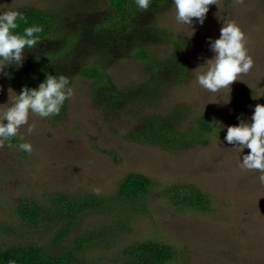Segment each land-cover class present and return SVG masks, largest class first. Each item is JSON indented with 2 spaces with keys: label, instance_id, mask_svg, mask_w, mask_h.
Masks as SVG:
<instances>
[{
  "label": "rangeland",
  "instance_id": "rangeland-1",
  "mask_svg": "<svg viewBox=\"0 0 264 264\" xmlns=\"http://www.w3.org/2000/svg\"><path fill=\"white\" fill-rule=\"evenodd\" d=\"M168 1L152 0L147 11L139 10L127 25L92 31L109 17L93 16L107 14L101 0H0V12L21 7L78 10L80 16H57L65 30L73 27L74 34L81 32L76 59L88 67L103 61L112 98L126 92L128 99L126 106L117 104L122 109L107 114L93 101L96 81L70 76L74 93L65 101L59 119L30 114L28 124L34 125L33 130L29 133L28 125L18 130L16 137L32 145L30 154L7 142L0 144V244H39L49 249L55 228L46 220L29 225L19 211L28 201L49 209L52 196L62 194L76 200L82 196L101 200L98 209L79 219L72 236L115 229L114 244L95 239L104 248L102 264L115 263L122 249L148 240L164 242L177 251L171 264H264V184L259 182L258 172L239 167V150L223 140L225 132L217 136L222 127L219 123L235 125L237 116L250 117L252 106L264 105V0H231L227 4L216 0L209 5L204 24L196 25L190 38V30L175 21L174 6ZM229 21L245 34V47L254 65L230 85V101L224 105L229 90L209 93L197 84L196 75L202 70L197 67L212 56L208 38H218L222 23ZM147 31L152 32L151 37ZM142 33L146 39L141 38ZM141 47L153 60L164 63L157 67L162 74H156L163 81L154 89L156 94L148 106L142 104L145 107L139 99L150 69L135 58ZM173 53L184 61L185 69L180 68L179 75L172 73L175 65L169 64ZM25 56L19 75L10 67L5 70L9 76L0 74L3 107L11 103L12 91L19 93L27 86L24 74L28 77L38 71L32 60L41 57L39 50L29 49ZM150 115L174 116L180 132L204 115L215 129L205 146L166 150L132 138L141 119ZM129 174L153 181L143 211L122 204L118 195L119 182ZM185 184L208 197L210 211L178 212L164 198L170 187ZM72 236L61 248L73 250ZM99 253L90 252L84 262L93 264Z\"/></svg>",
  "mask_w": 264,
  "mask_h": 264
},
{
  "label": "trees",
  "instance_id": "trees-1",
  "mask_svg": "<svg viewBox=\"0 0 264 264\" xmlns=\"http://www.w3.org/2000/svg\"><path fill=\"white\" fill-rule=\"evenodd\" d=\"M101 1L106 5L107 14L94 13L93 16L109 17L101 19L91 29L92 31H97L103 27L113 28L119 25L122 26V24L127 25L129 19H133L139 11L134 0ZM224 2L227 4L231 0H224ZM17 11L23 13L27 23L19 21V26L15 31L22 32L24 27L31 25H39L43 28V32L39 34L41 42L34 47L39 50L41 57L38 60H32L37 65L36 69L38 71L36 74H31L28 77L26 74L23 76L26 78L28 87H36L47 73L65 75L68 78L70 76H78L82 79L96 81V96L93 97V101L97 103V106L103 108L105 113L111 114L115 113L118 108L122 109L121 106H117L118 103H121L120 105L122 106L127 105L126 92H121L120 95L116 93V97L112 98V87L109 84V78L106 77L103 71V61H99L97 65L88 67L87 65H81L79 60L76 59V53H78L76 48L79 45L78 40L82 38L81 32L78 31L80 33L74 34L73 27L65 30L64 26H62L63 24L59 23L60 19L57 16H80L81 13L78 10L68 13L73 10L60 9V11L54 12L35 7H21ZM143 29L144 27L141 28V30ZM151 33V31H147V36L151 37ZM142 37L145 38V33H142ZM144 42L146 41L144 40ZM171 57L169 64L175 65V70L172 68L171 71L179 75V69H185L183 67L184 61L180 57L177 58L176 53H173ZM135 58L150 69L148 80L142 83L141 88L145 90L144 93L140 91L142 95L139 99L140 105L146 106L150 103L153 95L156 94L154 89L163 81V76L156 74H162V71L157 67L164 63L158 62L155 59L153 60L148 50L143 49V47L136 51ZM165 64V68H168V64ZM12 70L18 74L17 69L12 68ZM175 79L178 80V78ZM65 109L64 103L59 115H56L55 118L59 119L60 114H63ZM177 122L174 116L172 118L156 115L144 116L140 124L135 128L132 138L137 142H145L173 151L198 145L205 146L215 129L213 122L204 115L195 118L186 132L178 130ZM6 142L14 146L21 143L17 137ZM153 186L154 184L151 179L138 174H129L119 182L117 192L122 204H130L131 208L134 206L136 208L134 211L137 209L138 211H143L145 197L149 192H152ZM163 195L178 212L189 210L204 212L211 209L208 197L192 185H174L165 191ZM101 204V200L97 197L82 196L80 200H76L74 198H67V196L62 194L52 196L49 209H44L39 202L28 201L27 204L21 206L19 211L20 216L29 225H36L38 222L46 220L47 224L55 228L56 231L53 235L51 246L47 249L39 244H0V264H86L83 259L90 252H100L98 254L99 260L97 259L92 263L102 264V262L100 263V259L105 257L104 248L99 247L95 239L97 238V241L100 243L114 244L112 233L115 229L103 228L102 230L93 232L90 236H72L73 227L77 225L79 219L86 212H93L98 209V206ZM70 236L73 239V250L69 247L64 250L61 247L63 244L67 245L68 241L66 240ZM59 248L62 250H59ZM100 250H103V252ZM177 254V251L171 245L148 240L133 243L127 248L122 249L119 253V260H116L113 264H171L174 262ZM108 263L111 264V262ZM104 264H107V261Z\"/></svg>",
  "mask_w": 264,
  "mask_h": 264
},
{
  "label": "clouds",
  "instance_id": "clouds-1",
  "mask_svg": "<svg viewBox=\"0 0 264 264\" xmlns=\"http://www.w3.org/2000/svg\"><path fill=\"white\" fill-rule=\"evenodd\" d=\"M139 10L147 11L152 0H134ZM216 0H171L175 10V21L188 28L192 37L196 25L202 26L209 11V5H215ZM19 21H27L23 13L17 10L0 12V74L9 76L5 71L11 67L19 69L26 59L25 53L41 42L40 33L43 28L31 25L22 32L15 31ZM245 34L235 22H223L216 39L208 38V48L211 58H205L197 68L202 69L196 75L197 84L209 93H219L228 89L230 101V85L242 74H247L254 65L252 57L245 47ZM13 99L6 107L0 105V144L17 136L21 126L28 125V132L34 125L28 124L29 115L49 118L59 115L65 101L73 96L74 90L70 80L65 75L47 73L44 79L34 88L22 86L19 93L12 91ZM219 123V122H218ZM217 130L224 131L223 140L240 153L239 167L242 170L256 171L258 180L264 184V105L252 106L251 115L247 118L237 116L235 125H223ZM219 138V137H218ZM18 150L32 152L29 142H21ZM245 149L247 153L245 154Z\"/></svg>",
  "mask_w": 264,
  "mask_h": 264
}]
</instances>
